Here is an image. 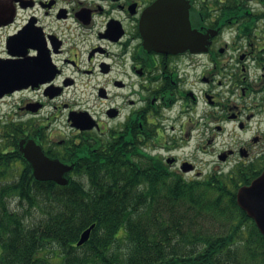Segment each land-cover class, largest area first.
Segmentation results:
<instances>
[{"label":"flooded vegetation","instance_id":"obj_1","mask_svg":"<svg viewBox=\"0 0 264 264\" xmlns=\"http://www.w3.org/2000/svg\"><path fill=\"white\" fill-rule=\"evenodd\" d=\"M158 1L0 0V62L26 64L36 81L0 103L25 114L21 140L73 165L68 176L89 191L127 162L140 175L159 160L192 181L264 169V0H179L181 36L154 16L148 44L142 25ZM46 109L67 110L68 135Z\"/></svg>","mask_w":264,"mask_h":264},{"label":"trees","instance_id":"obj_2","mask_svg":"<svg viewBox=\"0 0 264 264\" xmlns=\"http://www.w3.org/2000/svg\"><path fill=\"white\" fill-rule=\"evenodd\" d=\"M2 132L0 264H264V235L237 202L238 188L262 170L192 181L159 160L156 172L142 163L140 175L127 162L89 191L72 176L67 184L36 179L19 149L21 122Z\"/></svg>","mask_w":264,"mask_h":264},{"label":"water","instance_id":"obj_3","mask_svg":"<svg viewBox=\"0 0 264 264\" xmlns=\"http://www.w3.org/2000/svg\"><path fill=\"white\" fill-rule=\"evenodd\" d=\"M161 1V2H160ZM168 4L169 8L167 12H162V5ZM179 0H159L156 2L146 13L144 22L142 25L143 35L146 38L148 44H152L150 38V21L154 16H163L169 20L167 25V34H178L179 37L182 34L184 23L188 20L189 12L188 7L180 11L177 4ZM181 19V24L172 22L175 18ZM176 26V27H174ZM174 42L168 40V43ZM179 46L182 45V40H175ZM46 79L40 80L41 83L45 82ZM27 70L26 64H8L0 62V96L5 93H9L18 89H22L34 83ZM20 149L24 153V156L30 162L34 175L40 180H54L60 184H67L68 178L65 173L73 169V165L66 164L59 159H53L47 156L42 148L35 142V140L20 141ZM237 202L246 211L249 217H251L261 233L264 235V169L263 171L254 178L249 184L242 185L237 190ZM95 224L90 225L85 229L77 244L81 245L85 243L92 232Z\"/></svg>","mask_w":264,"mask_h":264},{"label":"rangeland","instance_id":"obj_4","mask_svg":"<svg viewBox=\"0 0 264 264\" xmlns=\"http://www.w3.org/2000/svg\"><path fill=\"white\" fill-rule=\"evenodd\" d=\"M59 100L70 102L72 100L71 92L69 91L68 93L64 94ZM1 107H2V110L0 109V121L2 119L5 120V119L9 118L8 112H10V111L13 112V120L15 123L20 122L22 120V118L25 117V114L22 113V111H19L18 109L16 110V107H14L13 108L14 110H13V109H9L8 104L0 103V108ZM99 110H102V109H99ZM51 113H54L55 117H53V119L50 122L52 123L51 124L52 127L56 128V131L59 133L58 138H63L66 135H68L70 132V128H69V123L67 121V118H68L67 110L66 109H60V110L56 111L54 109H46L43 113V117H46L47 115H51ZM224 167L225 168H223V171L229 172V168L226 166H224ZM18 173H19V170L17 169V167H15L12 170V175L13 174L17 175ZM17 203H18V200H13L12 205L16 206ZM1 250H2V246L0 244V251Z\"/></svg>","mask_w":264,"mask_h":264}]
</instances>
